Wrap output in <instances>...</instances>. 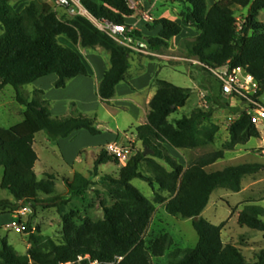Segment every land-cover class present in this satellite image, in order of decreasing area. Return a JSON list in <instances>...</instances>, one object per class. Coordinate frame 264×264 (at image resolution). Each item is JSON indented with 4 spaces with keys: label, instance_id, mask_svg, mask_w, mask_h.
<instances>
[{
    "label": "trees",
    "instance_id": "obj_1",
    "mask_svg": "<svg viewBox=\"0 0 264 264\" xmlns=\"http://www.w3.org/2000/svg\"><path fill=\"white\" fill-rule=\"evenodd\" d=\"M172 1L182 6L181 23L164 17L147 28L150 32L161 28L157 36H147L134 29L127 32V37L145 42L151 52L160 53L182 34L184 27L191 28L198 35L181 43L187 59H196L201 69L209 73L206 67L218 69L230 64L244 68L259 83L261 95L264 92V24L258 22L256 16L264 10V0H219L212 6L208 0ZM83 5L97 19L125 25L128 29L132 27L126 20L135 12L127 0H83ZM236 7H249V17L241 30ZM0 30L3 32L0 35V93L12 86L17 102L25 108L22 122L9 129L0 128V167L9 173L8 192L15 199V202L0 200V214H12L25 207L34 215L39 208L56 209L63 225L61 242L33 233L28 225L30 247L23 256L3 239L2 264H66L81 256H90L100 264H153V258L164 257L173 248L174 240L164 234L149 244L145 241L156 207L132 186L134 179L168 192L169 199L156 194L155 203L164 204L172 216L192 220L198 234L194 248H176L169 253L165 264H264V252L257 262H247L239 248L223 243L225 224L216 226L203 217L216 190L239 193L244 178L264 171L262 164H241L207 172L208 167L225 158L226 152L234 151L251 139H261L249 115L225 104L231 113L238 114L229 127V140L220 150L204 155L185 168L167 147L189 151L215 144L220 126L213 121L212 112L200 109L171 121L170 117L186 106L191 90L155 80L156 94L149 104L147 122L135 129L143 150L136 152L122 168L119 178L101 179L113 201L111 206L101 202L104 219L95 222L89 217L81 218L77 211L68 212V206L73 196H83L95 183L76 173L73 180L63 179L68 193L58 194L55 175L44 174L43 179H39L35 172L38 155L34 140L41 132L46 133L49 141L57 143L82 130L98 137L102 130L95 118L80 111L54 118L52 103L44 98L45 92L34 90L30 96L24 87L56 75L54 87L59 90L77 77H89L81 55L60 43L59 39L65 38L74 46L102 48L109 53L110 67L99 83L97 96L103 104L111 106L117 87L129 84L132 78L133 50L100 31L85 17L60 18L50 4L41 0L32 1L21 13L15 12L9 0H0ZM219 88L221 90L220 85ZM221 95L228 101L222 90ZM257 102L264 107L260 98ZM146 150L151 152L145 155ZM108 163L119 164V161L103 149L95 158L93 176L97 177L99 168ZM262 218L263 208L247 205L238 216V224L264 236Z\"/></svg>",
    "mask_w": 264,
    "mask_h": 264
},
{
    "label": "rangeland",
    "instance_id": "obj_2",
    "mask_svg": "<svg viewBox=\"0 0 264 264\" xmlns=\"http://www.w3.org/2000/svg\"><path fill=\"white\" fill-rule=\"evenodd\" d=\"M9 1L15 12L21 13L34 0ZM41 1L50 4L60 18H72L64 9L57 7V0ZM139 1L140 10L138 15L134 14L133 17L135 18L131 21L134 23L135 19V24L139 25L138 29L144 32L145 35L154 36L147 28L152 26L154 21L161 18L167 17L177 23H181L180 13L182 6L180 4L172 0H156L150 3L151 6H147L144 0ZM235 11L238 19V29L241 30L245 20L249 17V7H236ZM144 14H149L153 21L144 20ZM256 20L264 24V10L258 13ZM2 33V30H0V35ZM197 35L194 30L190 31L188 35L183 33L172 40L168 49L160 53L151 52L145 42L134 40V43L130 44L133 50L131 56V77L143 71L144 63L149 64L152 62L159 66L161 70L158 76L159 80L191 90L186 106L173 114L170 117L171 121L190 116L194 111L200 109L212 112L213 121L220 126L219 138L215 144L189 151L171 149V155L185 168L191 166L204 155L220 150L222 145L229 140L230 124L238 117V114L231 113L225 104H228L230 108L240 109L239 104L237 105L231 100H224L219 84L211 73L201 69V65L194 62L196 59H187V53L181 43L184 39H193ZM59 41L61 44H67L65 38H60ZM70 46L81 55L88 72L91 73L89 77H92L93 80L97 78L101 71L105 72L109 69L110 55L102 48L84 49L71 43ZM55 76L51 75L47 78ZM41 84L44 89L49 90L51 98L57 101L54 107V103L51 101L54 118L68 117L76 111H80L98 120V126L104 134L102 137H95L85 130L79 131L70 137L71 140L68 143H62L64 153L59 145L60 140L57 143L51 142L45 132L37 134L34 149L38 153L40 161L37 165L36 174L39 179H43L44 174L55 175L57 177L56 191L61 195L68 193L63 182L64 178L73 180L74 174L80 173L87 179L92 180L95 185L88 192L83 196H73L68 206V212L77 211L81 218L89 217L95 222L102 221L104 219V211L101 207V202H106L108 206H111L113 201L103 188L101 179L104 177L119 178L124 165L117 163L102 165L99 168L98 176L94 177L95 158L109 144L108 142L102 143L107 139L105 137L106 132L116 136L118 138L116 143L118 144H123L126 141L125 134H127L129 137L136 139L134 144L135 153L142 151L143 146L137 140L135 129L137 125H143L147 122V113H149L150 107L145 104L143 108L133 113L134 116L127 113L128 110L125 107L117 104L113 105L111 102V106L118 108V110H112L105 107L101 101L102 105L99 99H95V96H98L97 93L96 95L92 93V90L86 91L87 93L85 92L84 96L80 98V105L77 106L75 101L68 102L65 105L66 100L62 98L63 94L60 93V89L58 90L54 87L55 83L50 86V82L44 79ZM36 89L38 88L35 85L24 87V91L29 93L30 96ZM44 98L46 99L45 96ZM68 108L69 112H67ZM24 112L25 108L16 100V90L12 86H7L0 93V128L9 129L19 124L24 119ZM257 128L261 133L260 140L251 139L245 145H238L234 151L226 152L225 158L208 167L207 172L223 171L227 167L241 164L264 165V124ZM99 143L101 144L98 145ZM162 164L164 163L162 162ZM143 170H145V167H143ZM131 184L147 199L152 201L156 207L151 224L144 237L147 244L164 234L171 235L174 240L173 248L164 257L153 258V264L167 263L169 253L176 248L187 249L194 248L197 245L199 237L192 225V220L172 216L166 211L164 204L155 203L156 194L169 199L170 195L168 192L161 191L157 186L153 189L147 182L140 179L132 180ZM9 185V173L0 167V200L15 202L13 196L8 192ZM247 205H256L264 209V171L244 178L242 190L239 193L225 189L216 190L203 213V217L216 226L224 223L225 226L222 230L223 243L236 246L242 251L247 262L255 263L259 255L264 252V236L260 232L241 227L238 224V216ZM17 212L7 215L0 214V250L2 249V240L7 239L9 245L14 247L18 255H26L27 243L29 244V234L26 233L28 225L31 226L32 232L35 234L50 237L56 242L62 241L63 225L56 209L39 208L35 215L31 210L29 214L23 217L17 215ZM262 220L264 221V218ZM15 224L22 227L21 233L16 231ZM0 264H2L1 259Z\"/></svg>",
    "mask_w": 264,
    "mask_h": 264
},
{
    "label": "built area",
    "instance_id": "obj_3",
    "mask_svg": "<svg viewBox=\"0 0 264 264\" xmlns=\"http://www.w3.org/2000/svg\"><path fill=\"white\" fill-rule=\"evenodd\" d=\"M129 7L138 15L139 12V0H127ZM57 7L62 8L66 13L71 16H82L90 20L100 31L107 34L121 45L131 48V43H134V39L127 37V32H131L135 28L128 29L125 25H117L109 21L100 20L95 18L83 5V0H57ZM144 20L153 21V18L149 14L143 15ZM196 64L201 65L200 62L194 60ZM210 73L215 77L218 84L221 86L223 95L232 102H235L241 109V112L246 113L251 117L252 123L259 127L264 124V107L258 103V99L261 98L264 92L260 95L261 89L259 83L254 76L246 69L241 67H232L227 64L221 68L214 69L206 67ZM241 103V104H240ZM232 124V123H231ZM230 124V125H231ZM126 141L123 144L116 142L109 143L107 145V152L115 157L119 164L126 165L131 158L136 154L134 150L135 140L129 137L127 134ZM30 208H21L17 215L21 217L29 214ZM15 229L18 233L22 232V227L15 224ZM66 264H100L98 260H93L90 256H81L77 261Z\"/></svg>",
    "mask_w": 264,
    "mask_h": 264
},
{
    "label": "crops",
    "instance_id": "obj_4",
    "mask_svg": "<svg viewBox=\"0 0 264 264\" xmlns=\"http://www.w3.org/2000/svg\"><path fill=\"white\" fill-rule=\"evenodd\" d=\"M217 1H219V0H208L209 4L211 6L214 5ZM145 3L147 6H151V4L148 3L147 1H145ZM133 18H135V17L129 18L126 21L128 24L132 25L133 28L137 27L135 29H138L139 25L135 24V19H134V23L131 21ZM160 30H161V28L156 29L155 31L152 32L153 33L152 35L157 36L158 33L160 32ZM192 30L193 29H191V28H185L184 27L182 34L184 33V35H185V33H186V35H188L190 33V31H192ZM185 31H187V32H185ZM66 42H67V44H64V45L71 47L70 42H68L67 40H66ZM160 72H161V70H160L159 66H156L155 63H152V62H150L149 64L144 63L143 64V71L141 73H139L138 75L132 76V78L129 81V84L124 83V84H120L117 87L116 97L112 100V104L113 105L117 104L118 106L125 107L128 110L127 113H129L130 115L133 113H136V111H138V109L143 108V106L145 104L149 106L151 100L153 99V97L156 94V87L154 86V81L158 79ZM104 73H105L104 71H101L95 80H93L92 77H82V76L77 77L76 79L72 80L67 85V87L65 89H60V93L63 94L62 98H64V100H66L65 105H67L68 102H71V101H75L77 103V106L80 105L81 104L79 101L80 98H82L84 96L85 92L86 91L88 92L89 90L90 91L92 90V93H94L96 95L97 88L99 86V83L103 79ZM89 75L91 76L90 72H89ZM44 79L48 80L51 84L50 86H52L57 81V76L52 77V78H47V77L42 78V79L36 81L32 85H35V87L38 88L36 90H42L43 89V91H45V94H46L45 95L46 99L49 101H52L54 103L53 104V107H54L57 104V101L54 98H51V96L49 94L50 93L49 90H46V88L44 89L42 87L41 82ZM95 99H99V101L101 103V99L99 97L95 96ZM113 105L108 106V105L104 104V106L109 108V109L118 110V108L113 107ZM52 112H53V108H52ZM67 112H69V108H68ZM227 112L229 113V111H227ZM147 115H148V113H147ZM137 126H139V125H137ZM103 134H104V132L102 133L101 136H98V137H102ZM105 137L107 139H106V141H104L102 143H107V142L113 143V142H116L118 140V138H116V136H114L113 134H111L109 132H106ZM69 140H71V139L68 138V139H61L60 140L59 145L61 146L63 153H64V150H63V144L62 143L66 144L69 142ZM34 144H35V140H34ZM100 144L101 143H99L98 145H100ZM57 147H59V146H57ZM167 149H168L169 153L171 154V149H173V148L168 146ZM176 151H180V150H176ZM37 155H38V153H37ZM39 161H40V158L38 155V161L36 162V165H35V172L37 169V165L39 164ZM29 246L30 245L27 243L26 252L29 249Z\"/></svg>",
    "mask_w": 264,
    "mask_h": 264
},
{
    "label": "water",
    "instance_id": "obj_5",
    "mask_svg": "<svg viewBox=\"0 0 264 264\" xmlns=\"http://www.w3.org/2000/svg\"><path fill=\"white\" fill-rule=\"evenodd\" d=\"M261 102L264 104V94H263V96H262V98H261ZM150 152H151L150 150H146L145 155H147V154L150 153ZM195 220L197 221L198 218H195ZM32 263H35V261H32Z\"/></svg>",
    "mask_w": 264,
    "mask_h": 264
}]
</instances>
